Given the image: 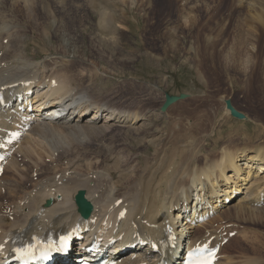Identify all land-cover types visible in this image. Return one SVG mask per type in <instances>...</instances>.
Segmentation results:
<instances>
[{
    "label": "rangeland",
    "instance_id": "374dc122",
    "mask_svg": "<svg viewBox=\"0 0 264 264\" xmlns=\"http://www.w3.org/2000/svg\"><path fill=\"white\" fill-rule=\"evenodd\" d=\"M0 22H4L0 46L13 42L22 55L34 53L40 59L38 74H51L52 65L75 71L90 83L93 95H124L131 104H142L143 111L150 109L149 119H157L147 147L134 133L117 134L122 128L118 126L94 137H77L79 142L62 140L65 148L69 144V149L77 148L62 156L78 161L72 168L75 172H109L112 183L132 173L135 180L161 149L172 151L185 128L188 142L201 144L202 159L217 155L221 146L235 148L264 140V10L251 13L239 0H0ZM8 31L16 32L11 42ZM181 93L185 96L167 107L171 116L165 117L161 106L166 94ZM79 94L78 99L94 103L82 89ZM227 100L243 118L230 113ZM144 117L132 125L148 123ZM27 146L34 150L39 165L22 160L23 168L14 173L5 170L0 177L11 178L24 191L31 182L57 176L61 171L56 170L63 166L46 157L37 144ZM34 168L38 175L31 176ZM3 201L4 208L13 205L4 197ZM230 229L225 234H237L223 244L220 261L232 257L226 263L264 264V224L235 222Z\"/></svg>",
    "mask_w": 264,
    "mask_h": 264
},
{
    "label": "bare ground",
    "instance_id": "6f19581e",
    "mask_svg": "<svg viewBox=\"0 0 264 264\" xmlns=\"http://www.w3.org/2000/svg\"><path fill=\"white\" fill-rule=\"evenodd\" d=\"M239 1L251 13L264 10V0ZM0 29H4V22H0ZM14 34L16 32H7L9 42L14 39ZM12 45L9 43L5 47L0 46V92L5 96L0 97V142L4 136L8 137L5 133L8 129H17L27 124L29 128L19 142L11 145L13 151L5 164L6 171L17 172L19 166H22V160L33 163L36 167L39 165L34 157V150L27 144H37L45 152L46 157L53 159L52 162L68 164L65 168L77 167L79 165L77 160L71 158L68 161L67 157L61 159L62 156L77 149H69L70 144L65 148L62 140L79 142L80 139H76L77 137L82 139L89 138L90 135L94 137L93 134L100 131L103 133L107 129L114 131L116 126L122 127L116 130L117 134L129 131L134 133L145 147L151 145L148 137L152 135L151 129L157 119H149V115L146 116L150 109L143 111L142 104L139 102V105L131 104L124 95H93L90 83H86V79L75 71L67 69L65 71L49 64L54 66V70L49 67L52 70L51 74L45 72V69L42 76L38 74L36 68L40 59L34 53L31 56H24L23 52L21 54L16 49L17 46L13 48ZM53 58L57 60V57ZM52 61L49 62L53 63ZM69 72L71 73L68 74ZM79 89L91 95L94 103L84 100L83 97L78 99ZM29 93L31 96L35 93L32 103L28 99ZM19 94L20 103L24 104H19L15 99L9 100L11 96ZM158 99L156 98L157 101ZM17 104L23 110L26 109L24 113L20 115L11 113L13 109H17L19 106ZM169 109L163 113L167 118L171 116ZM62 110L67 112L59 114ZM44 113L51 115L49 118L40 119ZM141 117L149 122L139 126L132 125ZM102 118L104 119L101 121ZM183 133V139H175L169 153L165 147H163L165 151L160 147L161 151L157 157L152 158L154 160L151 161L152 165L146 170L143 167L141 171L144 170V173L139 172L141 174L135 180L132 173H124L123 176L120 175L118 183L114 180L112 183L109 172L105 173L99 169V173L96 169L89 172L86 170V173L72 170L68 172V169H64L56 174L57 176L43 178L32 184L30 190L24 191L25 189L22 190L11 178H0V199L4 197L8 200L7 204H13L10 209L3 210L2 205L5 202H0L2 256L8 259L12 256L15 245H24L33 236L37 235L42 240L51 241V238L70 234L80 226L87 227L85 243H89L97 232L115 238L117 241L110 247L113 248L110 254L121 259L119 264H137L140 261L155 264L158 255L153 252L150 244L152 241L156 243L164 236L166 227L172 228L180 237L186 235L183 240L188 248H191L203 243L208 245L220 243L227 237L225 230L232 228L235 222L253 221L264 224V140L235 148L221 146L217 155L203 156L202 159L201 144L195 141L188 142V128H185ZM144 136L146 139L141 140ZM79 188L85 189V197L92 204V210L86 219L80 218L73 203L74 193ZM117 188L122 190L118 191ZM49 198L52 199V203L45 206L44 203ZM186 201L195 211L200 208L201 214L212 208L216 215L193 226L184 214L186 206L180 207L181 203ZM218 219L220 222L224 220L225 223L220 226L214 224L213 221ZM262 239L264 241V236ZM144 241L146 244L140 250L142 247L140 243ZM133 243L135 247L131 252H119L123 248H131ZM100 248L103 249L102 246ZM225 248L226 245L220 246L215 264L231 263L226 261L232 257L220 261ZM179 253V256L178 253L170 256V261L179 260L183 255L182 252ZM60 261L62 258L57 257L54 264H59Z\"/></svg>",
    "mask_w": 264,
    "mask_h": 264
},
{
    "label": "water",
    "instance_id": "95a60500",
    "mask_svg": "<svg viewBox=\"0 0 264 264\" xmlns=\"http://www.w3.org/2000/svg\"><path fill=\"white\" fill-rule=\"evenodd\" d=\"M185 95L183 93H181L179 96H175V95H169V94H166V100L165 102L163 103V105L161 106V110H165L166 107L174 102L175 100L179 99V98H182L184 97ZM226 105H227V108H229L230 110V113L235 116V117H238V118H243L244 115L240 112H238L235 108H233L230 104V102L227 100L226 101ZM76 199V203L77 205H81V203L83 202L84 203V206L83 208H80V210L82 211V214L83 216H87L89 210H90V205L84 201V199L82 198V191H79V193L76 195L75 197Z\"/></svg>",
    "mask_w": 264,
    "mask_h": 264
}]
</instances>
